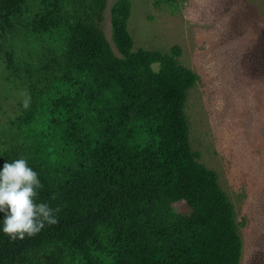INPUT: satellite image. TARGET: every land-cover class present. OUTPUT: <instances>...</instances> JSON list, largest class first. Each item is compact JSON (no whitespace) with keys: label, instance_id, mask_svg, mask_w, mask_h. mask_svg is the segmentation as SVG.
Returning <instances> with one entry per match:
<instances>
[{"label":"trees","instance_id":"obj_1","mask_svg":"<svg viewBox=\"0 0 264 264\" xmlns=\"http://www.w3.org/2000/svg\"><path fill=\"white\" fill-rule=\"evenodd\" d=\"M107 6L0 0L19 94L0 131V170L25 158L43 185L37 202L60 209L58 223L14 241L0 212V264H239L234 204L190 141L185 104L198 74L180 44L134 50L131 0L111 7L117 53Z\"/></svg>","mask_w":264,"mask_h":264},{"label":"rangeland","instance_id":"obj_2","mask_svg":"<svg viewBox=\"0 0 264 264\" xmlns=\"http://www.w3.org/2000/svg\"><path fill=\"white\" fill-rule=\"evenodd\" d=\"M116 1L108 0L104 26L118 53L111 24ZM156 1L131 0L134 50L182 46L181 62L198 74L185 104L191 145L234 204L239 264H264V0ZM8 45L0 39V131L19 98L6 70Z\"/></svg>","mask_w":264,"mask_h":264},{"label":"clouds","instance_id":"obj_3","mask_svg":"<svg viewBox=\"0 0 264 264\" xmlns=\"http://www.w3.org/2000/svg\"><path fill=\"white\" fill-rule=\"evenodd\" d=\"M22 95V107L28 109L31 96L27 92ZM42 187L38 174L28 166L25 158L4 163L0 170V212L5 213L3 232L11 240L35 236L45 224L58 223L56 213L60 209L37 202L38 190Z\"/></svg>","mask_w":264,"mask_h":264}]
</instances>
